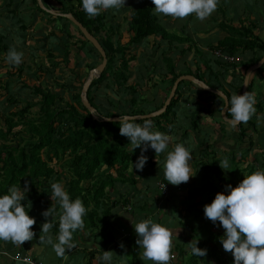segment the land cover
Wrapping results in <instances>:
<instances>
[{
  "label": "crops",
  "instance_id": "0c3cea01",
  "mask_svg": "<svg viewBox=\"0 0 264 264\" xmlns=\"http://www.w3.org/2000/svg\"><path fill=\"white\" fill-rule=\"evenodd\" d=\"M54 1L60 2V0H48L50 5ZM139 1L126 0L125 7L104 10L107 14V23L111 22L109 19H116V17L120 18L119 20L129 19L130 7ZM154 7L155 5L153 6V13L157 18V22L167 32L169 38H178L180 35L183 37L177 42L174 40L176 43L171 41L172 44L167 43L160 36L150 37L145 40L146 44L141 43V46L146 47L149 45L151 47L145 49L141 48L140 45L133 46L131 51L135 55V59L130 63V71L127 73L129 84H138L137 87L142 98H147L150 94L157 93L159 98L165 99L167 94H170L173 86H170L171 75L161 76L160 82L163 84L154 85L156 87L154 89L147 88L145 90L143 88L145 83L147 85L148 81L149 83L151 82V77L155 84L157 83L155 79H159H154L155 75L148 71L149 62L160 61L163 56L161 54L158 59L154 55L157 51L164 53L167 58L173 61L178 74L188 75L186 74L188 71L187 64H190L194 71L201 68L198 72L200 74L204 73L205 80L210 81L211 88L215 89L214 86H222L221 88H224L231 96L234 91L231 90L229 84L234 81L232 75L234 70L231 68L223 70V66H221L224 64L223 58L215 56L217 44L220 40L230 35H237L231 31V25L248 27L252 24L254 26L253 32L258 27L264 30V0H218V7L210 16L203 20L197 18L195 13L189 14L184 18L158 14L155 12ZM34 8L35 6L31 0H14L12 3L11 0H0V38H2L0 41V53L2 50L4 55H7V52L1 49L6 45L10 49L12 46L16 47L29 43L28 33L31 27L36 32H41V37L37 39L44 40L47 35L53 36L56 34V26L53 28L49 25V27L45 22V17H42V14L36 12ZM236 10L237 14L235 13ZM117 12L122 13L117 14ZM247 19H250V21H247ZM37 24H40V26H37ZM59 25L60 27L62 26L61 23ZM23 26H26L25 31L21 29ZM126 26V23L121 24L117 33L120 35V39L122 33H124L128 38L126 41L128 43L130 34L126 33L127 29L122 30V27L126 28ZM46 31L49 33L45 34L44 32ZM15 34L17 37H15ZM43 35L45 36L43 37ZM33 47L35 48V46ZM138 49H141V51H138ZM185 49H187L186 52L181 55V51ZM202 53H208L214 61L213 65L208 66L213 72L217 73L218 77L215 74L210 75V72L206 70H202V67L206 68L207 66L203 64ZM29 56H31L32 61L33 57L31 54H24L21 63L23 68L29 67L30 64H26V58H29ZM236 56L235 62L245 59L239 53ZM8 63L6 57L2 58L0 55V65L2 66L3 64L4 66L6 64V66H10L9 64L11 63ZM26 69L23 70L21 75L26 72ZM239 69L241 70L242 68L238 66L237 70ZM8 72L6 71V77ZM143 73L146 75V79H143L145 77ZM163 74L165 73L163 72ZM225 75L232 79L227 80ZM182 82L189 83L188 81ZM222 82L224 85L228 83L227 89ZM220 83L221 85L219 86ZM193 85L187 91L184 90V87L187 86L186 84L181 88L180 97L174 110L176 119L173 125L169 127L168 134L172 137L169 149H171L173 144L183 142L192 150L193 160L191 164L194 170H197L194 176L179 185L168 182L163 166L166 152L156 153L154 149L149 148L145 153L149 157L145 167L142 170L137 169L135 168V162L130 167V172L133 174L134 179L137 180V183L130 186L129 184H124L126 185L124 186L126 190H129L128 192L126 190L123 192L119 189L113 190L111 199L113 202L114 200L118 201V203L112 204L115 206L111 210L110 217L106 221L103 220L108 226L106 231L98 228L74 233L73 239L76 242V247L66 249L65 255L60 256L56 253L52 244L42 243L39 240L40 235H51L54 241L57 240L58 234L55 233L53 228L49 230V233L42 232V224L46 220L53 218L55 223L57 215L44 217L42 215L43 210H45L44 203H37L36 205L28 203V205H31L28 209L29 214L36 217V223L32 226L35 230V236L32 240L24 241L21 246L10 240H0V264H28L18 260L17 257L20 256L28 257L37 264H135L133 259L134 245L138 247L137 264H156L152 260L142 258L143 247L136 243L138 234L133 224L134 218L138 222L149 216L170 228H176L178 232V236L174 237L172 252L175 258L172 260V264H232L234 260L232 252L226 251L220 240L225 229L222 226L218 227L210 218L205 216L204 205L210 203L218 191H225L226 184L231 183L236 186L237 183L231 180L220 182L217 178V173L213 171L214 167L209 170L203 167V164L211 162L210 158L205 157V152H215L217 159L225 158V153L230 152L231 149L229 144L231 139H228L227 144L223 142L226 139L227 123L222 124L220 117L217 115L216 107L221 105L220 98L218 96L214 97L213 94H207L205 90L195 84ZM161 94L164 97L160 96ZM203 108H207L210 112H205ZM196 119L199 122L198 128L195 129L192 122ZM218 128L224 129L225 133L221 132V135H219ZM213 134L219 135V138L217 137L215 141L212 137ZM220 145L224 147L219 148ZM220 149H223V151L221 152ZM129 150L135 155L136 159L141 152L140 147L132 151L130 146ZM250 159L246 158V162L249 163ZM223 161L224 159L218 163L222 169V175L231 179L230 174L234 175V173L229 170V161L226 169L222 167ZM161 182H166L165 184L170 189V195L167 198L157 188V185ZM196 190H200V192L191 198V194ZM192 239L198 240V246L203 243L200 247L208 249L206 256L198 257L191 253L187 243ZM121 242L124 247L120 246ZM104 250L113 251L111 262L103 259Z\"/></svg>",
  "mask_w": 264,
  "mask_h": 264
},
{
  "label": "trees",
  "instance_id": "16d2710c",
  "mask_svg": "<svg viewBox=\"0 0 264 264\" xmlns=\"http://www.w3.org/2000/svg\"><path fill=\"white\" fill-rule=\"evenodd\" d=\"M12 1L14 0H11V3ZM31 1L36 7V12L44 14V16L49 15L50 18L48 19L50 20L58 19V21H64L60 22L62 26L59 32L65 33L64 35L68 39L75 37L72 31L69 30L68 24L72 25V23L68 19L59 16L55 17L42 10L37 0ZM43 1L47 7H50L47 5L46 0ZM60 2V12L71 13L99 41L107 55V65L104 71L97 79L92 81L87 93L88 100L91 106L95 108L99 119H95L83 105L80 93H75L71 101L67 100L64 106H62L63 98L60 93L45 90L40 85L34 86L32 93L34 96L40 97L38 104L27 102L22 109L10 113V116L5 121V131L0 129V139L3 141L0 148V194L6 192L13 184L23 187L25 181H27V186L30 190L26 194V200L22 201V203L25 205L28 203L32 205L44 203L45 209L54 205L57 221L54 223L53 229L58 234L62 209L59 203L51 198V184L54 181L60 182L62 178L50 163L53 160L58 161L64 158V156H69L70 159L66 162V167L69 173L72 174V177L69 176L68 178L67 190L71 193L73 199L81 197L85 206L88 208V212L84 216L83 227L77 229L74 233L91 231L98 228L106 231L108 226L103 220L106 221L110 217L111 210L115 206L112 204L118 203V201L114 200L113 202L111 199L115 184L135 185L137 183V180L134 179L133 174L130 172V167L136 161V157L129 150L131 146L129 138L120 133V121L105 122L101 118L120 117L121 114L132 116L144 115L162 108L169 93L165 99L159 98L157 93H152L147 98H142L137 87L138 84H129V76L127 73L130 71V63L135 59V55L131 51L133 46L141 45V43L145 42L144 40H148L150 37L160 36L161 39L165 40L169 36L157 22V18L153 13V0H140L134 6L130 7L129 19L125 21L128 27L127 32L130 34L128 43H121L119 40L120 35L117 32L119 31L121 22L118 18H113L111 22L107 23L106 11L94 17H89L82 6V0H60ZM52 25L51 27L54 28L55 22ZM74 27L81 37L75 41L79 42V49H83L86 44L91 46L79 29L76 26ZM253 27L252 24L248 27L243 25L235 27L231 25V31L237 35H230L220 40L217 44L216 51H220L234 58L237 57V53L245 57L244 60L242 59L239 62H226L223 60L224 64L221 65L224 71L229 68L234 70L232 74L234 81L232 84H229L234 93L241 94L246 70L257 64L264 56V39H261L253 33ZM21 29L25 31L26 26H23ZM75 42H72L74 43L73 45H76ZM169 44H172L171 41H169ZM91 47L94 48L93 46ZM1 49L6 52L9 50L7 47H2ZM64 50L65 63H67L70 54L68 45H65ZM186 50H182L181 55ZM97 55L102 61L100 54L98 53ZM50 56L52 55L50 54ZM165 59L170 60L167 57H164V61ZM52 65L53 67L58 66L56 63ZM96 66L97 64L90 68L93 69ZM238 66L242 69L237 70ZM207 68L210 75L215 74L218 77L217 73L213 72L209 66ZM200 70L201 68H198L193 72L189 69L186 74L193 75L196 79L203 81L211 87L210 81L205 80L204 73L200 74L198 72ZM163 72L165 73L163 76L171 75L170 86L182 75L176 72L174 63L168 66L166 65ZM22 73L23 67H20L15 75L21 76ZM254 73L260 76L263 75L264 64L256 71H253ZM13 74L10 72L9 76H13ZM103 84L105 85V89H110L112 92L114 89L116 93L118 92L119 96L122 94L126 96L114 100L109 95L101 100L99 98L101 94L98 91ZM184 84V82L179 84L175 97L168 105L166 111L160 116L151 118L155 121L154 128L169 133V127L173 125L176 119L174 110ZM189 84L194 86L191 82ZM62 87L66 88V86ZM221 87L217 86L216 88H218L217 90H222L230 97V94ZM254 89V79L251 74L246 91L251 90L254 93ZM206 93L213 94L208 91ZM213 96L215 97L216 95L213 94ZM263 98L264 95L260 91L256 99L255 113L247 122L242 121L236 125L239 131L237 132V138L235 140L238 148L236 150L231 149L227 159L230 164L229 170L234 173L237 184L244 178V173L249 174L257 168H264V155L255 154V152L251 154L256 144L253 143L251 136L253 137L255 134L258 136L259 130L264 129ZM11 99L9 98L10 102L12 101ZM220 102L221 105L216 107L218 116H220L221 110L224 107V101L221 98ZM123 104L125 108L117 112ZM35 105L39 106L38 117L32 119L26 117L28 109ZM207 108H203V110L209 113L210 111ZM226 117L231 119V113L226 112ZM137 122L143 123V119L137 120ZM198 122V119L192 122L193 128H198ZM221 122L224 123L222 119ZM226 125L230 126L228 123ZM21 126H25L24 133L28 134L29 137L17 143L6 142L10 137L11 141L12 138L14 139L15 133L13 130ZM218 129L220 133H225L224 129ZM248 132L251 133V139H248V146L244 147L243 144L248 137ZM234 151L239 152L240 161L246 165L244 168L239 166L240 162L238 163L236 160V156L238 155ZM258 152L261 151L258 150ZM205 157L210 158L211 162L203 164L204 169L209 170L214 167L213 171L217 173V178L220 182H228L231 180L222 175V169L218 164L224 158L217 159L216 153L212 151L205 152ZM246 158H251L249 163L246 162ZM232 163H235V166ZM157 188L163 195L159 189V184ZM199 192L200 190H196L191 194V198ZM164 197L167 198L168 196ZM197 212L200 213L199 211ZM202 245L203 243H200V246ZM137 248L134 245L133 259L135 264H137Z\"/></svg>",
  "mask_w": 264,
  "mask_h": 264
},
{
  "label": "clouds",
  "instance_id": "9594fccd",
  "mask_svg": "<svg viewBox=\"0 0 264 264\" xmlns=\"http://www.w3.org/2000/svg\"><path fill=\"white\" fill-rule=\"evenodd\" d=\"M153 2L154 10L158 14L184 18L195 13L201 20L210 16L218 7V0H153ZM125 3L126 0H82V6L89 17H94L109 8L125 7ZM23 56L22 50L12 46L7 52L6 60L19 65L23 61ZM248 76H251V73ZM247 82L246 79L244 83ZM219 94L227 105L225 111L231 113L230 123L233 125L242 121L247 122L256 111V98L251 90L243 94L233 93L230 97L222 90ZM137 119L128 114H121L119 117L120 133L129 138L131 150L141 148L140 155L135 161V168L142 170L145 167L149 159L145 153L152 148L156 153L166 152L163 166L168 182L179 185L197 173L191 164L193 152L189 146L177 142L169 149L172 137L168 133L154 128L155 121L150 117H145L143 123L137 122ZM222 167L224 169L228 167L227 157L224 158ZM27 185V181L23 187L13 184L6 192L0 194V240H10L20 246L35 236L32 226L36 223V217L29 214L28 209L31 205L22 203L30 190ZM51 188L52 200L55 199L62 209L58 238L54 241L51 235H40L39 240L52 244L56 253L63 256L66 249L76 247L74 232L83 227L88 208L81 197L73 199L63 183L54 181ZM55 213L56 208L51 205L43 210L42 215L54 217ZM204 214L218 227L222 226L225 229L220 240L223 248L232 252L234 256L232 264H264V168H257L244 175L236 186L226 184L225 191H218L214 199L204 205ZM133 224L138 234L136 243L143 247L142 258L152 260L156 264H172L174 237L178 236L176 228H170L151 216L138 222L134 218ZM53 227L54 218L46 220L42 224V232L49 233ZM187 244L192 254L198 257L207 255L208 249L198 246V240L192 239ZM120 246L124 247V244L121 242ZM112 257L113 251L104 250L105 261L111 262Z\"/></svg>",
  "mask_w": 264,
  "mask_h": 264
},
{
  "label": "rangeland",
  "instance_id": "374dc122",
  "mask_svg": "<svg viewBox=\"0 0 264 264\" xmlns=\"http://www.w3.org/2000/svg\"><path fill=\"white\" fill-rule=\"evenodd\" d=\"M43 3L45 5L44 1H43ZM50 6H51V8L57 10L61 6V4L59 1L58 2L54 1V3L51 4ZM34 9H36V7ZM121 13L122 12H117V14H121ZM235 13L237 14V10L235 11ZM42 17H45V22L48 26L49 25L51 26L52 23L54 24V22H55V26H56L55 29L57 31L55 32L56 33L55 35H53V36L47 35V38H45L44 40H41V39H37V38L41 37V32H36V30H34V28L31 27L30 32L28 33L29 34L28 35L29 43L27 42L23 45L21 44L20 46H16V48L18 50H22L24 54L29 53L33 57L32 61H31V56H29V58H26V64H30L29 67L26 66L23 68V70L25 68H27L26 72L21 76L15 75V74H17L18 68H20L21 66L23 67V64L11 65L8 63L10 66H6V64L4 66H3V64H2V66L0 65L1 66L0 67V129L1 130L5 131V129H6L5 121L10 116V113L16 112L17 110L22 109L26 105L27 102L38 104V102L40 101V97L33 95L32 90H33L34 86L40 85L45 90L60 93L61 97L63 98L62 106H64V104L66 103L67 100L71 101V98L75 93L78 92L81 94L82 86H83L84 82L86 81V79L88 78L89 72L91 71L90 67L95 66L96 64L98 65L99 63H101V60H100L99 56L97 55L98 53H97L96 49L91 47L92 45L90 46L89 44L85 43L86 46L83 49H79L80 44H79V42H75V41H77V38H81V37L78 34L77 29L73 26V24L72 25L68 24V27L70 28L69 30L72 31V33L74 34L75 37L72 39H68L67 36L64 35L65 33L58 32L61 28L59 25L60 22H64V21H58V19L57 20H55V19L50 20V19H48V18H50V16L49 15L44 16V14H42ZM117 18L118 17H116V19ZM109 20L111 21V19H109ZM125 20L121 19L120 20L121 24L125 23ZM247 21H250V19H247ZM263 23H264V19H263ZM37 26H40V24H37ZM58 26H59V28H57ZM126 29H128L127 26H126V28L122 27V30H126ZM44 33L48 34L49 32L46 31ZM126 33H128V32L126 31ZM253 33L255 35H258V37H260L261 39H264L263 28H260V27H258V29L255 28ZM44 36L45 35H43V37ZM15 37H17L16 34H15ZM181 37H183V36L180 35V37H178V38H169L168 37L165 40L167 41V43L169 41L176 43L177 41L180 40ZM127 39H128L127 36L124 35V33H122V37L120 39V42L126 43ZM174 40H176V42ZM73 41L76 43V45H73L74 44V43H72ZM143 44H146V42H143ZM64 45H68V49L70 51L67 63H65V50H64L65 46ZM33 46H35V48ZM5 47L8 48L7 45ZM142 47L143 46H141V48ZM149 47H151V46L147 45L146 47H143V48L146 49ZM37 50H38V52H37ZM166 50H163V51H166ZM138 51H141V49H138ZM50 54L52 56H50ZM161 54H163L161 60L160 61L154 60V62L153 61L149 62V67H148L149 68L148 71H150L151 74L155 75L154 79L155 78H159V79H155L157 81V83L155 84L152 81L153 78L151 77V79H150L151 82L149 83V81H148L147 85H146V83L143 85V88L145 90L147 88H151V89L153 88L154 89V88H156V87H154V85L158 86V84H160V85L163 84L160 82V79H162L161 76H163V68H165L166 65L168 66L169 64H173V61H171V63H170V60L168 61L167 59H165V61H164V57H166V55H164V53H159L156 51L154 55H156L159 59ZM202 54H203L202 55L203 56V64L205 66L207 65L206 68L202 67V70L203 71L206 70L207 72H209L207 67H208V65H213L214 61L210 58L208 53H202ZM0 55L2 58L6 57L2 50H1ZM154 55H153V57H154ZM221 58H223V57H221ZM53 63H56L58 66L53 67V65H52ZM146 66H147V63H146ZM187 69L188 70L191 69V71H194L193 70L194 68L191 67L190 64H187ZM6 71L7 72L9 71L7 77L5 76ZM10 72L14 73L13 76H9ZM143 76H145L143 79L147 78L144 73H143ZM225 78L227 80L232 79L227 75H225ZM244 78H245V75H244ZM252 78L254 79V88H255L254 94H255V98L257 99L258 93H260V91L264 95V74L260 76L256 73H254V74L252 73ZM185 84L187 86L184 87V90L187 91V89L191 88L190 86H192V85H190L189 83H185ZM222 84H223V82H222ZM225 84L226 85L223 84V86L227 89L228 83H225ZM219 85H221V83ZM62 86H66V88H63ZM102 86L100 87V89L98 91L101 94V96L99 97L101 100L108 97L109 95H111L110 98H113L114 100H117L123 96H126L123 94L121 96H119L118 92L116 93L114 91V89L112 92V91H110V89H105L104 84ZM242 86H243V84H242ZM216 87L217 86H214L215 89H218ZM231 90H232V88H231ZM158 95H159V91H158ZM160 96L164 97V95H162V94ZM9 98H12L11 102H10ZM256 102H257V100H256ZM263 103H264V101H263ZM38 108H39V106L35 105V106L31 107L30 109H28V111L26 113V117H30L31 119L38 117V115H37L38 114ZM120 108L121 109H119L117 112H120L122 109L125 108L124 104L122 106H120ZM112 112H114V110H112ZM219 117L226 124V122L224 121L221 114ZM203 122H205V121H203ZM204 124H206V123H204ZM24 127L25 126L15 128L13 130V132L15 133L14 139L12 138V141H11V137H10V139L6 142L17 143V142H21L22 140L27 139L29 136H28V134L24 133L25 132ZM226 129H227V133H225L226 139H224L223 142H225V144H227L228 139H231V141H229V144L231 145V149L236 150L238 148V146L236 145L235 140L237 138V132H239L238 128H236V125H235L232 127L227 126ZM263 131H264V129L259 130L258 136L255 134L256 136L254 135L253 137L251 136L250 132L247 133L248 137L246 138V141L244 142L243 146L247 147L248 146V139H251V138H252L253 143H256L254 145V150H253V152H251V154H253L255 152V154L257 153V154L264 155V132ZM219 135H221V133H219ZM219 135L218 134L212 135L214 141L216 140L217 137L219 138ZM229 136H231V137H229ZM250 136H251V138H250ZM257 141H258V143H257ZM2 142L3 141L0 139V148H1ZM223 147H224L223 145L219 146V148H223ZM220 150H221V152L223 151V149H220ZM258 150L261 152H258ZM230 152L225 153L226 155H224V157H228V155H230ZM234 152H236V151H234ZM238 153L239 152H236V155H238V156H236L237 157L236 159H237L238 163L240 162L239 166L241 168H244L246 165L244 162L240 161L241 159L239 158ZM69 159H70L69 156H64V158H61V160H58V161L53 160L50 163V165H52V167L58 172V174L62 178L60 182L65 185L66 189L68 188V182H69L68 178H69V176L72 177V174L69 173V171L66 167V162ZM232 164H233V166H235V163H232ZM244 175H247V173H244L243 176ZM230 176H231V181L235 183L236 180L234 179V175L230 174ZM82 185H84V183H82ZM124 186H126V185L116 183L115 189H117V190L119 189V190H122L123 192H125L126 187H124ZM169 190L170 189L168 188L167 196L170 195ZM128 191L129 190H126V192H128ZM36 207H39V206H36ZM20 257H23V256H20Z\"/></svg>",
  "mask_w": 264,
  "mask_h": 264
},
{
  "label": "water",
  "instance_id": "95a60500",
  "mask_svg": "<svg viewBox=\"0 0 264 264\" xmlns=\"http://www.w3.org/2000/svg\"><path fill=\"white\" fill-rule=\"evenodd\" d=\"M37 2H38L39 7L41 9L45 10L47 13H49V14H51L53 16H56V17L59 16V17H63V18L68 19L74 26H76L79 29V31L83 34L84 38L100 54V56L102 58V61L95 68L91 69V71L89 72L88 78L86 79V81L84 82V84L82 86V90H81V94H80V98H81V101H82L83 105L90 111V113L92 114V116L95 119H99V115L97 114L95 108L91 106V104H90V102L88 100L87 93H88V89H89L92 81L94 79H97L101 75V73L104 71V69H105V67L107 65V55H106L103 47L101 46L99 41L93 35H91L89 33V31L80 22H78L75 19V17H73V15L71 13H61V12H59L57 10L49 9V8L45 7V5L43 3V0H37ZM263 64H264V56L257 64L249 67L246 70L244 82H245L246 79L248 80V82L247 83L243 82L242 94L246 91V89L248 87V84H249L250 76H248V75L250 73L252 74L253 71H256ZM182 81L192 82V84H195L196 86H198L199 88H201V89H203L205 91L212 92L213 94H215L216 96L220 97L224 101V98L221 97L220 94H219L220 90H213L211 87L206 85L203 81H200V80L196 79L193 75H181L175 80V82H174V84H173V86L171 88L170 94L168 95V98L165 101V103L162 106V108L157 110V111L151 112L149 114L135 115V117L138 118L137 120H142L145 117L153 118V117L160 116L161 114H163L166 111L168 105L171 103L172 99L175 97V93H176V91H177V89L179 87V84ZM226 107H227V105H225V103H224V107L221 110V115H222L224 121L227 122L228 124L232 125V126L238 125L240 122L235 124V125L230 123L231 119H228L226 117V111H225ZM101 120L105 121V122H119V117H112L110 119L107 118V117H103V118H101Z\"/></svg>",
  "mask_w": 264,
  "mask_h": 264
},
{
  "label": "built area",
  "instance_id": "2783aa9c",
  "mask_svg": "<svg viewBox=\"0 0 264 264\" xmlns=\"http://www.w3.org/2000/svg\"><path fill=\"white\" fill-rule=\"evenodd\" d=\"M215 56L217 57H223V60L226 62H233L235 61V58L226 54L221 53L220 51H216L215 52ZM165 184L163 183H159V189L162 191L164 196H167V192H168V186H165ZM175 258V256L173 257V259ZM18 260H21L22 262L28 263V264H37L35 261H32L31 259H29L28 257H17Z\"/></svg>",
  "mask_w": 264,
  "mask_h": 264
},
{
  "label": "flooded vegetation",
  "instance_id": "af4514ba",
  "mask_svg": "<svg viewBox=\"0 0 264 264\" xmlns=\"http://www.w3.org/2000/svg\"><path fill=\"white\" fill-rule=\"evenodd\" d=\"M47 1V5H49L50 6V4H49V2H48V0H46ZM47 8H49V9H53V8H51V6L50 7H47ZM60 9H61V6L57 9V11H59L60 12ZM54 10H56V9H54ZM56 17V16H55ZM58 17V16H57ZM213 89V88H212ZM213 90H215V89H213Z\"/></svg>",
  "mask_w": 264,
  "mask_h": 264
}]
</instances>
